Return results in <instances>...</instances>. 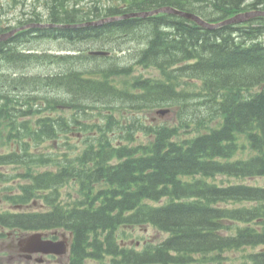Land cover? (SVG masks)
Segmentation results:
<instances>
[{
    "label": "trees",
    "instance_id": "1",
    "mask_svg": "<svg viewBox=\"0 0 264 264\" xmlns=\"http://www.w3.org/2000/svg\"><path fill=\"white\" fill-rule=\"evenodd\" d=\"M168 5L208 21L264 10V0H42L10 23L0 7V35ZM93 48L118 51L86 52ZM161 107L176 112L175 122L139 113ZM72 132L83 136L75 158L36 150ZM0 141L19 150L0 153V166L27 168L11 202L50 206L0 213V224L71 231L70 264L106 256L111 264H264V186L242 181L264 177V16L214 29L158 13L17 31L0 40ZM49 161L55 169L35 171ZM64 184L78 195L67 204L57 200ZM146 224L168 236L139 250L119 246L128 227ZM245 250L227 263L224 252Z\"/></svg>",
    "mask_w": 264,
    "mask_h": 264
},
{
    "label": "rangeland",
    "instance_id": "2",
    "mask_svg": "<svg viewBox=\"0 0 264 264\" xmlns=\"http://www.w3.org/2000/svg\"><path fill=\"white\" fill-rule=\"evenodd\" d=\"M25 1V0H24ZM91 0H80V4L86 6L87 3H89ZM42 2V0L38 1V0H26L25 1V5L23 4H16L14 5V0H0V7L4 9L5 12V16L6 13L8 12V16L4 19L6 21H8V23H10L11 21L14 20V18L17 16H21L24 15L25 18L29 15V11H32V13H34L35 10V6H37L38 3ZM44 10L42 7V3L41 5L38 6L37 10ZM46 41V40H44ZM45 44H36V46L38 48H44L46 46V42H44ZM131 43L128 44V42L124 45V47H130ZM116 51H118V49H115ZM116 51H113L111 53H115ZM128 53V52H127ZM109 62H106L105 60H101V58H99V60H97V64H108ZM37 70V69H36ZM35 72V71H34ZM138 72H142L146 74V70L142 69V68H136L135 69V73L138 74ZM153 74V72H151ZM142 117L143 115L145 116V120L147 122H154L157 123L158 121H168V122H175L176 119V112L173 110H169L167 112H165L164 116L163 113H159V110L157 108L156 109H151V110H144V111H140L139 112ZM148 119V120H147ZM137 141H148V138L146 136H143L141 134H137L135 136ZM72 140L75 142L74 138H72ZM54 141V140H53ZM53 141H45L43 144H41L36 150L37 151H41L43 148L44 150H46L47 148H57L58 149V154H62L64 151H69L68 149H66L65 146H59L58 144L54 143ZM56 141V140H55ZM80 140L77 138V148H76V152L79 153L80 149L83 147V143L79 142ZM1 142V141H0ZM118 143V142H116ZM46 146V147H45ZM12 150H16V146H5V147H1L0 146V153H8ZM52 168L51 164H45L39 167H35V171L38 170H45V169H50ZM26 168L23 167H18L15 165H7L5 168H3L1 171H11V172H20L22 171L23 173H25ZM24 179H26V177H22ZM22 178H17L18 180H22ZM225 179V178H224ZM232 181V179L230 180ZM246 183L249 184H253V185H261L264 186V177H254V178H247L242 180ZM70 188L69 187H65L63 189V193H67L66 196L63 197V199H69V192ZM61 192V193H62ZM61 196V194H60ZM72 196V195H71ZM60 198V197H59ZM73 198V197H72ZM1 208H9L10 205L7 204V202H2L0 204ZM36 207V206H35ZM164 236V234L160 231H157L151 227L148 226H144L141 228H136L135 230H133L131 237L128 241H126V243H131V242H136V241H143V239H147V240H151L153 242H157L158 240H160L162 237ZM11 243L10 239L8 237H0V264H23L21 262H23L22 260H20V262H17L15 260H9L8 259V255L10 254V248H9V244ZM244 252H248L247 250L243 251V252H238V251H230V252H224V254L227 257V263H233L235 260H238L242 257V253ZM19 261V260H18ZM225 262V261H224ZM63 261L58 260V259H54L51 260L49 262H45L44 264H62ZM86 264H98L95 263V261H86Z\"/></svg>",
    "mask_w": 264,
    "mask_h": 264
},
{
    "label": "water",
    "instance_id": "3",
    "mask_svg": "<svg viewBox=\"0 0 264 264\" xmlns=\"http://www.w3.org/2000/svg\"><path fill=\"white\" fill-rule=\"evenodd\" d=\"M159 11L176 13V14H179L183 17L191 18V19L197 21L198 23L202 24L206 28H214L216 26H220V25H223L226 23L240 22V21L248 19L249 17H251L253 15H257V14L264 15L263 11H247V12L236 14V15H234V16H232V17H230V18H228L222 22H219V23H209V22H206L203 19H201L199 16H197L193 12L185 11L182 9H177L175 7H170V6L156 8V9L151 10V11H141V12H138L136 14H130V15L144 16L148 13H157ZM124 17H128V15H125ZM112 19H118V18L114 17ZM101 22L102 21H98V22H95V24L101 23ZM35 25H39V24H35ZM13 33H14V31H10L8 33L3 34L2 36H0V40L9 37ZM26 240H28V242H32L33 244H35L36 250H40L43 252H58L59 251V249L56 250V248L54 247V245H55L54 242L41 240V234L40 233L32 234Z\"/></svg>",
    "mask_w": 264,
    "mask_h": 264
},
{
    "label": "bare ground",
    "instance_id": "4",
    "mask_svg": "<svg viewBox=\"0 0 264 264\" xmlns=\"http://www.w3.org/2000/svg\"><path fill=\"white\" fill-rule=\"evenodd\" d=\"M169 6V5H168ZM171 7H173V6H171ZM142 10H135V11H130V12H126V13H123V14H120V15H115V16H109V17H104V18H101V19H97V20H92V21H86V22H82V23H74V24H64V23H51V24H49V25H46V26H43L42 28H44V27H58V28H73V27H77V26H98V25H101V24H103V23H106V22H110V21H114V20H120V19H124V18H131V17H146V16H151V15H155V14H158V13H170V14H174V15H176V16H180V17H182V18H185V19H187V20H191V21H193V22H195L197 25H199V26H201V27H204L202 24H200V23H198L197 21H195V20H193V19H191V18H187V17H183V16H181V15H179V14H176V13H171V12H163V11H159V12H157V13H148V14H146V15H144V16H133V15H130V14H136V13H138V12H141ZM125 15H128V17H124ZM197 16H199L201 19H203L204 21H206V22H209V23H219V22H222V21H224V20H226V19H228L229 17H225L224 19H220V20H216V21H208L207 19H205V18H203L202 16H200V15H197ZM118 18V19H112V18ZM253 17H255V16H253ZM251 18V17H250ZM249 19V18H248ZM247 20V19H246ZM98 21H102L101 23H97V24H95V22H98ZM243 21H245V20H243ZM243 21H240V22H234V23H226V24H223V25H230V24H239V23H242ZM223 25H220V26H223ZM220 26H216V27H220ZM216 27H214V28H216ZM204 28H206V27H204ZM214 28H208V29H214ZM141 44H139V46H140ZM132 45H130V47H131ZM69 47H71V45L69 44ZM129 47V48H130ZM123 48H125L126 49V52H128V53H130L129 51H128V49H127V47H123ZM35 69H37L36 67H35ZM38 69H39V67H38ZM38 71H40V69L38 70ZM36 72V71H35ZM41 72V71H40ZM34 73V72H33Z\"/></svg>",
    "mask_w": 264,
    "mask_h": 264
},
{
    "label": "flooded vegetation",
    "instance_id": "5",
    "mask_svg": "<svg viewBox=\"0 0 264 264\" xmlns=\"http://www.w3.org/2000/svg\"><path fill=\"white\" fill-rule=\"evenodd\" d=\"M54 234H58V235H52V238L53 239H57L59 237L60 238L62 237L63 240H68L67 233L65 231H55ZM18 251H19V253H17V254L19 256L25 258L26 261H30V260H32V261L42 260L41 257H38L35 254H29V253L22 252L20 246H18ZM64 257L65 256H60V258H64ZM47 259H49V258H47ZM33 264H35V262H33Z\"/></svg>",
    "mask_w": 264,
    "mask_h": 264
}]
</instances>
